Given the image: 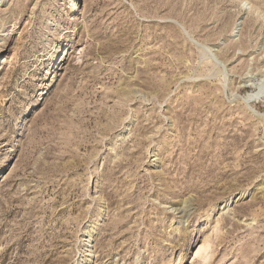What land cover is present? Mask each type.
I'll use <instances>...</instances> for the list:
<instances>
[{"label": "rangeland", "instance_id": "1", "mask_svg": "<svg viewBox=\"0 0 264 264\" xmlns=\"http://www.w3.org/2000/svg\"><path fill=\"white\" fill-rule=\"evenodd\" d=\"M201 246L264 264V0H0V264Z\"/></svg>", "mask_w": 264, "mask_h": 264}, {"label": "bare ground", "instance_id": "2", "mask_svg": "<svg viewBox=\"0 0 264 264\" xmlns=\"http://www.w3.org/2000/svg\"><path fill=\"white\" fill-rule=\"evenodd\" d=\"M244 2V1H243ZM256 10H254L255 12ZM258 13V12H257ZM260 14V12H259ZM67 56V54H66ZM67 58V57H66ZM65 58V59H66ZM263 89V88H262ZM259 92V91H258ZM127 93V92H126ZM260 94H262V91H260L259 93H257L256 95H250L248 96V98L245 100V103L246 104H249L251 102V100L253 98H258L260 96ZM263 95V94H262ZM229 201L230 200H227L226 201V204L227 206L229 205ZM186 205V204H185ZM225 208V207H224ZM186 209V208H185ZM175 211V209H173ZM177 210V209H176ZM184 210V209H183ZM172 211V210H171ZM182 211V210H181ZM185 211V210H184ZM184 211L182 213H184ZM186 212V211H185ZM181 213V214H182ZM186 214V213H185ZM187 215V214H186ZM188 216V215H187ZM184 218L183 216H181V219ZM94 227V222L91 221L87 227H86V230L84 231L83 235L79 238V244H82V247L85 248V249H88L89 248V244H90V239H91V236H92V229ZM206 249H205V246H201L199 248V256H198V260H199V263L200 264H204L206 262ZM84 252H86V254L83 256V258L77 262V264H87L88 262V258L91 256V251L90 250H85Z\"/></svg>", "mask_w": 264, "mask_h": 264}]
</instances>
